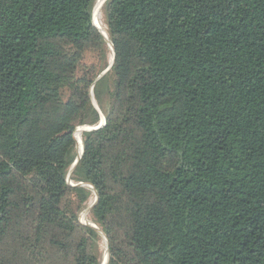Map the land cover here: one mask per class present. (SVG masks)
I'll list each match as a JSON object with an SVG mask.
<instances>
[{"label": "trees", "instance_id": "16d2710c", "mask_svg": "<svg viewBox=\"0 0 264 264\" xmlns=\"http://www.w3.org/2000/svg\"><path fill=\"white\" fill-rule=\"evenodd\" d=\"M95 1L0 0V264H264V0Z\"/></svg>", "mask_w": 264, "mask_h": 264}, {"label": "rangeland", "instance_id": "374dc122", "mask_svg": "<svg viewBox=\"0 0 264 264\" xmlns=\"http://www.w3.org/2000/svg\"><path fill=\"white\" fill-rule=\"evenodd\" d=\"M105 1L106 0H104V2ZM104 2H103V4H104ZM100 14H101V21H102V25H103L102 12H100ZM94 15H95V13H94V8H93V17H94ZM103 27L105 28L104 25H103ZM112 57H113V52L111 51L110 47L108 46V50H107V53L105 55V61L107 62V64L110 61V59H112ZM84 64L87 67H94L95 71H97V70H99V68H101L103 66L104 60H103L102 56H100L98 54H87L85 56V59H84ZM94 102H95V105L97 106V108L99 109V106L97 105L95 100H94ZM99 111L102 114L100 109H99ZM79 129H83V127L79 128ZM77 132H79V130ZM80 146H81L80 147L81 150H80V153H78L77 145H76V153L77 154H81V152H82L81 141H80ZM77 154H76V156H77ZM67 184L70 186H74V184L70 180V176H69V178H67ZM85 187L87 188L88 186H85ZM88 189L91 190L90 197H89L88 201L85 204H83V209L77 215L78 222L82 225H84V224L86 225L87 223L93 224L92 220H91L90 212H88V214H85V212L90 208V206L94 202L97 201V196L94 193V191L89 187H88ZM106 243H107V241H105L103 239V236H100V240L98 242V250H99V254H100L99 264H107V260L109 258V252H108V248H107L108 245ZM106 245H107V247H106Z\"/></svg>", "mask_w": 264, "mask_h": 264}, {"label": "water", "instance_id": "95a60500", "mask_svg": "<svg viewBox=\"0 0 264 264\" xmlns=\"http://www.w3.org/2000/svg\"><path fill=\"white\" fill-rule=\"evenodd\" d=\"M93 25H94V23H93ZM94 26H95V25H94ZM95 27H96V26H95ZM96 28H97V27H96ZM97 30H98V29H97ZM99 33H100V32H99ZM100 34H101V33H100ZM101 35L103 36L104 40L107 42L108 46L110 47L111 51L113 52L112 45H111V43L109 42L107 36H106V35H103V34H101ZM113 63H114V55H113V57H112V59H111V62L109 63L108 68L102 73V75H100V76L95 80V82H97V81H98L99 79H101L106 73H108V72L110 71V69H111ZM95 82H94V83H95ZM93 85H94V84H93ZM93 85H92V87H93ZM90 98H91V103H92L93 107H94V108L97 110V112L100 114V115H99V116H100V122H99V124H98L97 126H95V127H89L88 130H83L82 132H84V131H94V130H97V129L101 128V127L104 125V123H105V119H104L103 115L100 113L99 109H98L97 106L95 105L92 91H90ZM77 129H79V128H77ZM77 129H76V130H77ZM75 132H76V131H75ZM81 155H82V152H81V154H77V157H76L75 161L73 162V164H72V166H71V168H70V170H69V172H68L67 178H69L71 172L73 171V169L75 168V166H76V164L78 163L79 159L81 158ZM89 188H90V187H89ZM95 203H96V202H94V203L90 206V208L85 212V214H88V212L91 211V209H92V207L95 205ZM84 225H85V224H84ZM86 225H89L91 228H93L94 230L97 231V228L95 227V225H93V224H89V223H87ZM100 234H101V233H100ZM101 236H103V235L101 234ZM103 239L106 241V239H105L104 236H103ZM106 244H107V243H106ZM106 247H107V245H106ZM107 248H108V247H107ZM107 261H108V260H107Z\"/></svg>", "mask_w": 264, "mask_h": 264}, {"label": "bare ground", "instance_id": "6f19581e", "mask_svg": "<svg viewBox=\"0 0 264 264\" xmlns=\"http://www.w3.org/2000/svg\"><path fill=\"white\" fill-rule=\"evenodd\" d=\"M103 2H104V0H96L95 1V4H94V13H95L94 20H95V24H96L99 32L101 34H103V35H106L105 28L103 27L104 24L102 25L101 14H100ZM110 62H111V59H110L109 63ZM83 129H87L88 130L89 127H83ZM83 129H78L79 132H77V139L76 140H77L78 153H80V150H81L80 149V147H81L80 146V141H81V132H82Z\"/></svg>", "mask_w": 264, "mask_h": 264}]
</instances>
